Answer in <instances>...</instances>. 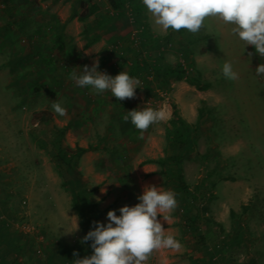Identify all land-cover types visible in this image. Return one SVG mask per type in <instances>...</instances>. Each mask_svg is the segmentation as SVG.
I'll use <instances>...</instances> for the list:
<instances>
[{
	"label": "rangeland",
	"instance_id": "obj_1",
	"mask_svg": "<svg viewBox=\"0 0 264 264\" xmlns=\"http://www.w3.org/2000/svg\"><path fill=\"white\" fill-rule=\"evenodd\" d=\"M92 6L96 9L86 19L68 21L73 12ZM125 6L119 17L108 0H0V264H73L92 254L91 241L81 243L88 230L71 189L63 185L67 175L96 186L90 195L94 217L105 224L109 210L120 215V207L139 203L145 185L172 191L159 165L144 163L175 152L168 146L172 102L194 130L181 153L184 179L203 197L207 248L194 245L178 207L168 222L158 219L183 247L154 251L146 264H264V75L255 71L264 57L251 45L244 49L231 34L232 25L217 19L207 20L196 34L162 33L144 5L140 19L148 37L143 44ZM94 34L102 42L84 52ZM96 60L98 70L111 76L131 74L142 62L150 69L131 76L141 88L135 98L121 101L110 90L97 94L70 79ZM226 61L238 80L223 77ZM179 64L195 85L166 76L165 70ZM53 103L66 115L56 114ZM148 107L164 110L167 118L140 139L123 116ZM41 110L49 111L52 121L37 120ZM50 129L60 131L71 147H96L76 156V174H61L40 145ZM76 220L79 231L65 233Z\"/></svg>",
	"mask_w": 264,
	"mask_h": 264
},
{
	"label": "clouds",
	"instance_id": "obj_2",
	"mask_svg": "<svg viewBox=\"0 0 264 264\" xmlns=\"http://www.w3.org/2000/svg\"><path fill=\"white\" fill-rule=\"evenodd\" d=\"M143 5L151 13L153 23L162 33L187 30L196 34L206 26L209 19H217L223 24L232 25L231 34L238 36L246 45L255 48L256 54L264 57V0H142ZM253 53L249 52L248 56ZM99 61L91 67L84 65L82 74H70L78 87L91 88L101 94L111 91L118 100L133 99L135 89L140 81L127 72L111 76L98 70ZM256 74L264 75V63L255 68ZM225 79L235 81L239 74L234 71L231 62L222 66ZM141 88V87H140ZM53 111L59 116L66 115V109L60 103L52 104ZM162 109L143 108L127 111L123 120L139 131L142 139L150 126L166 120ZM139 203L134 206L120 207V215L115 210L107 212V223L94 221L90 229L81 239V243L91 241L93 252L90 256L75 259L73 264H146L154 251L170 249L179 251L183 245L172 234H166L162 219L168 222L171 213L178 208L176 193L161 191L155 185H145L143 193L138 197ZM79 231L76 220L75 227L65 233ZM78 256L77 252L73 253Z\"/></svg>",
	"mask_w": 264,
	"mask_h": 264
},
{
	"label": "trees",
	"instance_id": "obj_3",
	"mask_svg": "<svg viewBox=\"0 0 264 264\" xmlns=\"http://www.w3.org/2000/svg\"><path fill=\"white\" fill-rule=\"evenodd\" d=\"M108 2L119 17L125 14L124 8L126 7L125 5L128 4L132 10L131 14L134 18L132 23L137 28L140 27V29H138V35L141 43L145 44L144 42L145 39H147L148 34L144 29V22L140 19V15L143 10L142 0H108ZM95 9L96 6H92L85 13L78 14L77 12H73L69 16L68 21L74 18L82 21L89 17ZM170 34L171 32L164 36V38L167 39L166 41H168ZM99 39L100 35L94 34L86 41L85 46H89ZM138 69L148 73L150 68L147 62H142L141 68L140 66L133 67L131 74L129 75H138ZM165 74L168 78L174 81L185 80L191 85H195L197 83L193 75L189 74V70L180 64L175 68H168L165 70ZM38 115L39 116L35 115L37 120L49 123V111L41 110ZM168 123L172 128V135L169 138L168 146L175 149V152L167 154L163 158L146 159L144 160V163L151 162L159 165V173L164 177V183L176 193L178 207L183 211V217L187 228L191 232L194 245L207 248L206 238L201 230L202 216L200 212V204L203 197L202 194L198 192L199 187L195 186L192 189L184 179L183 153L186 150L184 147L192 142L194 130H192V125L183 119L174 102L171 103V116ZM48 133V140L40 143V145L48 149L53 160H55L59 171L63 175L66 173L76 174L73 164L76 156L90 149H96V147L91 145L88 147H71L65 143L60 131H53L50 129ZM181 151H183V153H181ZM63 185L71 189L72 202L78 211L84 229L89 231L94 228L93 222L95 221L94 215L96 210L95 203L91 201L90 195L96 186L90 187L81 180L74 182L68 175L64 178ZM58 252H63V250L59 249ZM206 255L209 260L213 259L212 253L206 252Z\"/></svg>",
	"mask_w": 264,
	"mask_h": 264
},
{
	"label": "crops",
	"instance_id": "obj_4",
	"mask_svg": "<svg viewBox=\"0 0 264 264\" xmlns=\"http://www.w3.org/2000/svg\"><path fill=\"white\" fill-rule=\"evenodd\" d=\"M102 40H103V39H101V37H100L99 41H96L95 43L89 45V46L87 47V49H83V51H84V52L88 51L89 48H91L92 46L96 45L97 43L99 44L100 41L102 42ZM0 50H1V47H0ZM50 115H51V114H50ZM52 119H53V116H52V117L50 116V120H51V121H52ZM47 123H48V122H47ZM147 167H148V166H147Z\"/></svg>",
	"mask_w": 264,
	"mask_h": 264
},
{
	"label": "built area",
	"instance_id": "obj_5",
	"mask_svg": "<svg viewBox=\"0 0 264 264\" xmlns=\"http://www.w3.org/2000/svg\"><path fill=\"white\" fill-rule=\"evenodd\" d=\"M135 41H137V40H135Z\"/></svg>",
	"mask_w": 264,
	"mask_h": 264
}]
</instances>
